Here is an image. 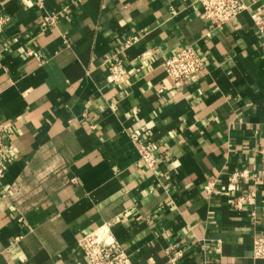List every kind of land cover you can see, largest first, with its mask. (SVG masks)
<instances>
[{
	"label": "crops",
	"instance_id": "0c3cea01",
	"mask_svg": "<svg viewBox=\"0 0 264 264\" xmlns=\"http://www.w3.org/2000/svg\"><path fill=\"white\" fill-rule=\"evenodd\" d=\"M243 1L219 29L194 0H0V264H89L105 229L134 264H264V0Z\"/></svg>",
	"mask_w": 264,
	"mask_h": 264
},
{
	"label": "built area",
	"instance_id": "2783aa9c",
	"mask_svg": "<svg viewBox=\"0 0 264 264\" xmlns=\"http://www.w3.org/2000/svg\"><path fill=\"white\" fill-rule=\"evenodd\" d=\"M201 6L204 17L216 28L222 29L234 18L243 13L247 8L243 0H194ZM46 22H55V17H47ZM255 22L259 25L264 23L261 16L255 17ZM121 61L116 58L111 61L109 68L115 77L122 74ZM165 72L170 77L175 86L181 88L190 81H195L204 68V63L193 46H186L167 59L164 64ZM164 88V87H163ZM5 120L0 116V179L6 172V163L3 157L4 135L7 132ZM135 141L140 137L137 133L132 135ZM141 159L152 169L157 161V155L149 150L143 143H138ZM260 156L261 172L264 175V147L258 149ZM239 177L248 178L247 173H237ZM214 182L208 183L207 189L211 190ZM254 193L251 194L253 196ZM252 200V197L250 198ZM83 252L89 259V264H134L130 256L120 248L117 241L112 237L110 230L105 229L97 233H91L83 237L79 243ZM253 255L255 258H264V236H259L253 242Z\"/></svg>",
	"mask_w": 264,
	"mask_h": 264
}]
</instances>
